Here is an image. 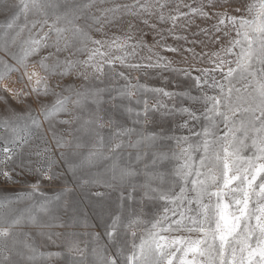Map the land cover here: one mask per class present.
<instances>
[{"label": "snow or ice", "instance_id": "obj_1", "mask_svg": "<svg viewBox=\"0 0 264 264\" xmlns=\"http://www.w3.org/2000/svg\"><path fill=\"white\" fill-rule=\"evenodd\" d=\"M0 11L10 13L0 24V188L28 189L0 198V264H264V0H0ZM213 16L218 23L198 35L220 36L210 42L227 46L193 53L206 67L173 68L152 48L140 56L147 45L133 42L152 29L160 47L157 25L186 40L174 35L177 21L191 27ZM116 26L126 27L123 38L107 36ZM156 70L183 75L197 94L132 83L125 74L139 80ZM72 76L75 86L64 83ZM117 77L126 87L101 86ZM145 95L161 99L153 106ZM49 97L51 104L41 102ZM125 100L142 106L124 108L132 126L104 110ZM179 100L190 106L166 103ZM173 116L193 135L143 130ZM195 124L203 126L189 129ZM165 140L178 151L165 152ZM66 152L76 158L67 172L77 183L48 198L42 184L63 179L54 169ZM170 161L179 166L164 171ZM32 176L38 182L25 179ZM77 189L100 202L96 223L74 199ZM48 247L63 251H41Z\"/></svg>", "mask_w": 264, "mask_h": 264}, {"label": "rangeland", "instance_id": "obj_2", "mask_svg": "<svg viewBox=\"0 0 264 264\" xmlns=\"http://www.w3.org/2000/svg\"><path fill=\"white\" fill-rule=\"evenodd\" d=\"M134 2V0H133ZM188 3H193V0H187ZM170 12H175L174 9H169ZM187 10L185 9L184 12ZM220 11H223V9H220ZM230 14L235 15V12H232L231 9L228 10ZM183 14V12H182ZM212 15V13H209ZM10 19V13L6 11H0V24H5ZM151 19V18H149ZM191 19V17H189ZM155 23V21H153ZM178 24L182 25V27H177L174 29V35L181 36V37H187V39H181V40H175L168 36V27L169 26H159V31L163 33L162 36L159 37V39L162 41V44L160 47L156 46V40H157V34L152 29H145L144 35L137 34L136 41L133 42H139V40H143L144 43L147 45V47L140 53V56H147L149 55L147 49L152 48L157 55L163 56L165 59L171 61V66L173 68L177 69H188L189 71L192 69V66L195 64L196 67H206L207 65L205 63L196 64V61L193 60V53L199 54L200 56H203L205 52L208 53H214L216 51H219L221 46H227L226 40H221L220 45H216L211 41H214L216 39H220V36H205V35H198L200 33L201 29H212L214 23H218V20H216L215 16H213L212 21H202L199 19H196L191 27L188 26L187 21H177ZM125 29H121L119 26H116L111 29H105V32L107 33L108 37H124ZM93 39H103L105 37L101 36L97 33H92ZM235 38V37H233ZM163 46L173 47L177 49L176 53H166L163 52ZM188 48L191 51L185 52L184 49ZM47 54V53H45ZM115 55V54H114ZM140 56H138L136 59L139 60ZM81 60L87 59L86 56L80 57ZM208 58L205 57V60ZM38 70V69H37ZM32 71V69H30ZM118 71H123L122 69H118ZM129 76V80L132 81V83H141L148 87L152 88H162L166 91H171L173 93L181 94V93H190L192 95H196V90L193 87V82L191 80H185L183 78V75H178L174 72L169 71H160L156 70L154 72L149 73L146 77L141 75L139 77V80L137 79L136 73H125ZM193 75H199L198 73H193ZM17 77L15 75L12 76L11 80L15 81ZM52 85L56 84V80L54 79L51 81ZM64 83H71L72 86L76 85V79L75 76H72L64 81ZM9 86L13 88H22L21 85L12 84L9 82ZM63 86V85H61ZM102 87H108V88H123L126 87L125 83L123 81H119L118 77L114 79H105L104 84L101 85ZM118 94V93H117ZM140 99H149L153 106L157 102V100L161 98L152 97L150 95H145L144 97H140ZM9 103L11 104V108H15L18 112H22L23 109L20 108L15 101L11 100V98H8ZM42 103L51 104L53 102V98L49 97L45 100L41 101ZM119 104V110L111 108L108 105L104 106V110L106 115H111L112 113H116L118 122L124 126H132V117L128 116L123 110L125 107H130L134 112L142 110V106L139 104H136L134 102H129L127 100L117 102ZM166 103L169 104L171 107H176L177 109L182 107H189V103L187 101L179 100V101H166ZM28 104L33 108L36 109L37 105L34 103L31 99H29ZM11 108L9 111H11ZM157 119H159V116L157 115ZM184 122L183 117L179 116H173L169 119V121L163 126H159L158 124H149L146 129H143L145 133L147 134H155V135H161V136H188L193 135L192 131H189L187 129L180 128V124ZM203 125L202 124H195V125H189V129H194L195 131H199ZM139 130V126H136ZM60 132H65L67 129L64 127L59 128ZM105 135H107V130L104 132ZM220 135H223V131L219 133ZM65 139H70V137L65 136ZM49 141H51V137L49 136ZM197 141L194 140L193 143H196ZM165 152H173L178 151L176 144L174 141L165 140L163 144L160 146ZM186 147V146H185ZM51 154L54 158H59L60 153L56 151L55 145H51ZM86 154V153H85ZM65 155L68 157L66 161H59V167L54 169V171H59L62 180L54 181V182H43L41 190L43 191L44 195L48 198H53L56 195H58L65 187V184H67L69 187L74 186L77 183V178H74L67 172V164L69 161L75 162L76 158L72 157L69 153H65ZM245 155H248L246 153ZM198 156V154H197ZM31 163L34 166H40L44 167L45 162L40 159H33ZM179 166L176 161H170L166 165L162 166L164 171H169L173 167ZM89 173L87 171H82L79 173V177H87ZM25 179H28L31 183L38 182L37 176L32 177H26ZM27 187H21V188H11L8 187L7 189L0 188V198H12L15 197L18 192L27 191ZM89 192H95V191H101L103 192L104 189H89ZM74 199L79 201L81 208L84 210V212L88 213L90 216V222L96 223V216L95 213L98 211V208L100 206V202L96 201L94 198L90 197L89 195H86L84 192H81L79 189L76 190V193L74 195ZM97 231H102V229H97ZM41 251L44 252H58L63 251L61 248H55V247H48V248H42ZM49 264H58L56 261H51ZM59 264H63V262H59Z\"/></svg>", "mask_w": 264, "mask_h": 264}]
</instances>
